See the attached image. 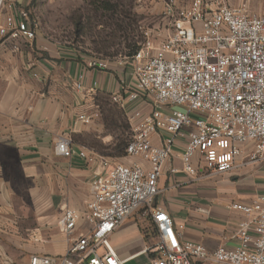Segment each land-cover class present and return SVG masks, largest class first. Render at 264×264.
<instances>
[{
    "label": "built area",
    "instance_id": "built-area-1",
    "mask_svg": "<svg viewBox=\"0 0 264 264\" xmlns=\"http://www.w3.org/2000/svg\"><path fill=\"white\" fill-rule=\"evenodd\" d=\"M209 5L213 8L205 0H190L187 7L178 8L174 0H167L162 10L170 25L165 38L154 44L159 32L148 29L136 53L125 57L131 63L134 84L129 89L121 81L120 92H127L126 104L142 109L126 110L119 95L112 101L126 110L125 157L140 159L148 167L138 163L108 166L104 161L108 169L93 175L85 213L80 216L66 203L60 207L57 230L67 243L66 253L32 255L29 264H124L109 237L125 219L149 209L176 139L186 140L180 171L192 178L230 172L245 152V165L264 163V11L248 15L243 9L230 8L227 0H211ZM0 9L5 11L1 38L35 39L25 10L4 0ZM88 66L104 69L106 62L93 59ZM75 88H81L79 82ZM78 120L89 124L92 118L80 115ZM53 150L66 159L76 155L92 161L84 150H73L68 136H59ZM230 209L244 218L237 228L238 245L211 253L199 244L180 241L170 216L161 208L151 209L156 233L153 264H264V194L247 205L233 203ZM80 220L89 228L75 234ZM29 238L45 242L38 231L30 232Z\"/></svg>",
    "mask_w": 264,
    "mask_h": 264
},
{
    "label": "crops",
    "instance_id": "crops-1",
    "mask_svg": "<svg viewBox=\"0 0 264 264\" xmlns=\"http://www.w3.org/2000/svg\"><path fill=\"white\" fill-rule=\"evenodd\" d=\"M9 1L24 10L30 0ZM138 1L147 3L148 13L162 15L167 0ZM174 2L184 8L190 0ZM205 2L213 8L211 0ZM227 4L248 15L264 11V0H227ZM3 20L0 16V25ZM169 28L165 18L153 23L152 30L160 35L154 44L163 40L162 32L168 33ZM93 59L37 31L33 41L0 37V264H29L32 255L63 256L68 246L57 230L61 205L66 203L83 215L93 175L105 173L112 164V158L93 149L89 140L110 144L112 136L104 135V120H113L118 113L126 121V110L136 106L126 104L127 92H120L121 81L129 89L133 87V70L125 58L104 59V69L89 67ZM78 82L79 90L75 88ZM114 95L121 97L126 110L112 101ZM80 115L90 116L91 122L82 123ZM59 136L70 137L73 150H84L92 161L55 155L53 147ZM185 143L182 138L174 141L149 209H140L110 235L109 244L124 264L154 263L156 233L151 209L161 208L170 216L180 241L199 244L211 253L238 245L237 228L244 218L230 205H247L264 194V163L245 165L246 152L230 172L206 179L185 175L180 171ZM155 144L160 145L157 140ZM118 159L123 165L148 167L137 158ZM104 161L108 166L103 167ZM171 168L178 172L170 174ZM88 228L80 220L75 234ZM32 231H38L45 242H33L29 238Z\"/></svg>",
    "mask_w": 264,
    "mask_h": 264
},
{
    "label": "rangeland",
    "instance_id": "rangeland-1",
    "mask_svg": "<svg viewBox=\"0 0 264 264\" xmlns=\"http://www.w3.org/2000/svg\"><path fill=\"white\" fill-rule=\"evenodd\" d=\"M92 1L34 0L24 10L33 23L35 33L37 31L52 41L68 44L91 58L103 60L125 58L130 52L125 47L133 42L141 44L145 31L164 18L161 14L148 13L145 9L147 3L138 0H109V12L97 11L99 5H92ZM4 15L5 11L0 9L3 19ZM120 25L125 29L124 33L117 31ZM166 34V31L162 32L163 39ZM111 119L104 120L103 131L104 135L112 136L110 144L103 146L95 139L89 140V144L99 153L112 158L109 162L121 163L116 157V148L127 141L129 133L122 114L114 113Z\"/></svg>",
    "mask_w": 264,
    "mask_h": 264
},
{
    "label": "trees",
    "instance_id": "trees-1",
    "mask_svg": "<svg viewBox=\"0 0 264 264\" xmlns=\"http://www.w3.org/2000/svg\"><path fill=\"white\" fill-rule=\"evenodd\" d=\"M108 1L109 0H93L92 5H95V4L99 5V8L96 9L97 11L109 12L111 9H110V6L108 5L109 4ZM33 2H34V0H30L28 6L30 7L33 4ZM117 31L120 33H124L125 29H123V27H121V25H120L119 29ZM121 36H123V35L121 34ZM140 45H141L140 43L133 42V43H130L128 46H126L125 48H127L130 51L126 57H131L132 55H134L136 53V51L140 48ZM126 125H127V123H126ZM127 129H128V133H129L128 125H127ZM127 142H128V139L123 145H120L119 147L116 148V150H117V156L116 157L122 158L125 156L124 149H125Z\"/></svg>",
    "mask_w": 264,
    "mask_h": 264
}]
</instances>
